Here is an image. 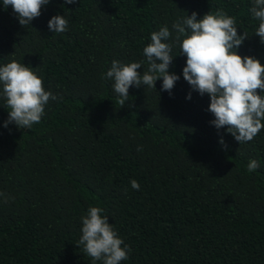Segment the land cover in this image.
<instances>
[{"label": "trees", "instance_id": "trees-1", "mask_svg": "<svg viewBox=\"0 0 264 264\" xmlns=\"http://www.w3.org/2000/svg\"><path fill=\"white\" fill-rule=\"evenodd\" d=\"M253 3L50 0L24 27L0 0V66L32 68L57 97L20 129L4 127L0 96V264H103L77 247L90 207L130 249L121 264H264V129L242 144L216 129L210 97L184 80L187 58L172 39L169 73L180 79L171 93L162 79L133 85L121 108L114 81L102 79L113 60L143 62L142 75L153 32L220 9L247 34L237 54L264 65ZM56 15L68 21L63 33L48 28ZM251 160L259 168L249 173Z\"/></svg>", "mask_w": 264, "mask_h": 264}, {"label": "clouds", "instance_id": "clouds-1", "mask_svg": "<svg viewBox=\"0 0 264 264\" xmlns=\"http://www.w3.org/2000/svg\"><path fill=\"white\" fill-rule=\"evenodd\" d=\"M50 0H3L5 9L11 6L17 15L19 24L27 26L41 15L42 7ZM65 4H74L77 0H64ZM253 17L259 21L255 35L264 44V0H254L250 9ZM68 21L64 16L56 15L48 21V28L55 33L67 30ZM175 36H172V33ZM247 34L238 35L236 20L222 9L207 13L197 19L193 12L182 20L151 34V43L143 49L148 68L141 75L137 69L142 63L122 64L113 60L111 68L102 79L114 81L113 90L118 95L121 108L129 97V88L141 85L155 89L157 80L162 79V91L171 93L179 76L169 73L173 61V43L178 44L180 55L185 56L186 66L182 75L193 91L201 96L210 97L208 111L214 116L211 124L216 129L227 128V133L239 143L252 141L264 129V65L254 57H241L237 54ZM170 39L173 43H168ZM0 96L6 103L9 123H15L20 129H30L39 123L49 100H56L50 91H45L43 81L32 68L13 60L0 66ZM187 99H191L189 93ZM224 144V141H220ZM138 151L142 149L138 148ZM259 163L251 160L247 165L249 173L256 171ZM134 190L139 183L131 180ZM100 207H90L81 217V237L77 247L83 246V252L93 261L103 264H121L128 259L130 249L118 237L108 217L102 216Z\"/></svg>", "mask_w": 264, "mask_h": 264}]
</instances>
